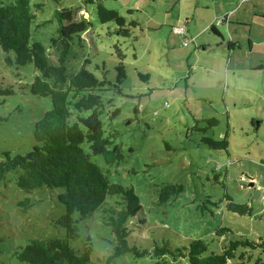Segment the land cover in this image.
Listing matches in <instances>:
<instances>
[{
  "label": "rangeland",
  "instance_id": "1",
  "mask_svg": "<svg viewBox=\"0 0 264 264\" xmlns=\"http://www.w3.org/2000/svg\"><path fill=\"white\" fill-rule=\"evenodd\" d=\"M94 1L31 0L32 5L43 4L39 10L33 7L42 24L35 26V36L48 46L52 62L57 63L60 52L49 47L50 37L56 34L55 12L72 9L77 20H87L90 25L82 33L84 45L73 46L66 58L71 72L86 65L84 59L88 58L90 71L118 84L119 53L125 54L126 77L119 84L122 93L111 86L107 94L113 99V108L121 111L112 120L107 112L101 116L105 129L115 133L125 160L107 165L99 155L93 159L111 181L132 185L140 198L143 211L130 221L139 230L132 231L129 242L148 248L154 241H166L176 249L201 238L209 242L211 250L220 252L233 238L259 241L264 235V69L259 68L264 65V17L247 16V6H243L236 18L245 19L246 26L221 24L213 6L221 2L230 10L240 0H99L126 18V31L119 32L114 21L99 20L98 0ZM133 20L136 25L130 24ZM177 26L186 27V37L176 31ZM229 37L243 42L233 57L227 48ZM35 73L33 64L7 65L0 47V80L16 89L0 104V115L9 117L7 124L0 123V160L3 151L15 155L28 150L23 140L51 106L49 97L22 94L24 90L17 88L25 87ZM214 117L219 123L210 126L207 120ZM228 126V152L202 143L203 136L222 139ZM17 177L18 172H10L1 186L0 264H21L12 256L13 250L33 238L54 236L57 229L52 226V214L64 212L53 208L48 188L28 194L18 187ZM166 184L182 185L183 190L161 203L160 189ZM226 194L236 203L250 205L251 214L228 211ZM28 196L33 206L17 205ZM101 224L98 215L82 221L80 238L70 240L81 253L90 236L95 263L109 255L113 245L112 234ZM220 227L231 231L217 236ZM248 250L251 258L244 264H264V250ZM167 259L170 264H189L186 258L173 260L168 255ZM156 261L154 256L126 253L113 264Z\"/></svg>",
  "mask_w": 264,
  "mask_h": 264
},
{
  "label": "trees",
  "instance_id": "2",
  "mask_svg": "<svg viewBox=\"0 0 264 264\" xmlns=\"http://www.w3.org/2000/svg\"><path fill=\"white\" fill-rule=\"evenodd\" d=\"M96 5L102 23L114 21L119 32L126 31V18L116 9L106 7L99 0ZM33 7L39 10L43 4L32 5L31 0H0V47L5 53L7 65L20 67L33 64L38 71L25 87L17 86L21 92L24 90L22 94L29 92L37 98L49 97L51 106L34 122L27 135L28 139L23 140L27 144L26 152L15 155L10 151L2 152L4 158L0 160V192L7 174L18 172L19 188L28 194L48 188L53 208L57 212H64L58 216L52 214L51 223L57 229L54 236L33 238L26 245L17 246L12 256L21 264H113L126 253H133L136 257L154 256L157 258L156 264H170L168 255L173 256V260L186 258L189 264H232L235 261L244 264L246 259L251 258L248 249L264 250V235L259 237V241L233 238L220 252L211 250L209 242L201 238L190 239L187 246L176 249L166 241H154L148 248L129 242L132 231L139 230L130 221L143 211L140 198L132 185L111 181L103 167L93 159L99 155L107 165H118L125 160L122 146L115 142V133L108 132L101 119L105 112L112 120L121 111L119 107L113 108V99L108 98L107 94L111 86L122 93L119 84L126 77L123 62L125 54L119 53L120 62L116 67L118 84H113L106 75L99 77L90 71L87 68L90 63L88 58L84 59L86 65L82 64L71 72L66 58L73 46L84 45L82 33L88 29L90 22L77 20L72 9L63 8L55 12L56 34L50 37L49 47L57 48L60 53L57 63H54L48 46L36 39L35 26L42 24L37 22ZM130 24L136 25L137 22L133 20ZM210 27L220 35L214 25ZM140 76L146 79L149 77L142 73ZM15 93L13 84H4L0 80V104ZM15 110L20 111L19 106ZM8 120V115H0V123L7 124ZM207 121L210 126L219 123L216 117ZM228 132L229 126L222 139L203 136L202 143L228 152ZM182 190V185H163L159 201L165 203L170 196ZM226 200L228 211L239 215L251 214L250 205L236 203L228 194ZM17 205L30 207L34 202L28 196L19 200ZM97 215L101 227L108 228L112 234L113 245L109 255L98 258L100 262L95 263L91 259L94 247L90 236L85 238L87 242L81 253L74 250L70 240L80 238L82 221ZM230 231L229 227H220L216 235L223 236ZM239 251L242 252L239 254ZM260 261V258L257 259V262Z\"/></svg>",
  "mask_w": 264,
  "mask_h": 264
},
{
  "label": "crops",
  "instance_id": "3",
  "mask_svg": "<svg viewBox=\"0 0 264 264\" xmlns=\"http://www.w3.org/2000/svg\"><path fill=\"white\" fill-rule=\"evenodd\" d=\"M263 1L262 0H240V3L236 4L232 9L228 10L223 7V3L217 2L213 7L216 9V16L218 17V20H222L220 23H226V24H232V23H238L239 25H244L246 26L248 22L245 19H237L236 17L239 15L238 10L242 8L243 6H247L245 10V13H247V16L252 15L254 16V19H257V17H264V4L262 5ZM238 5V6H237ZM237 6V7H236ZM248 32L251 33L252 27L248 28ZM187 30V29H186ZM217 30V29H216ZM217 32H219L217 30ZM225 39H222V42ZM227 43V48L230 50L232 54L231 57H233V52L237 50V48L240 50L242 49V40L240 39H235L229 37L226 40ZM249 46H253V41L249 38L248 40ZM222 45V44H221ZM231 46V47H230ZM260 68L264 69V65H260Z\"/></svg>",
  "mask_w": 264,
  "mask_h": 264
},
{
  "label": "built area",
  "instance_id": "4",
  "mask_svg": "<svg viewBox=\"0 0 264 264\" xmlns=\"http://www.w3.org/2000/svg\"><path fill=\"white\" fill-rule=\"evenodd\" d=\"M221 21L222 20H219V22H221ZM175 29L182 36L186 37V35H187L186 27H184V26H177ZM184 44H187V42H184Z\"/></svg>",
  "mask_w": 264,
  "mask_h": 264
}]
</instances>
